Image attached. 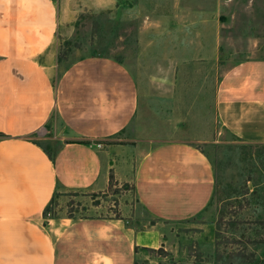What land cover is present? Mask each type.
Returning <instances> with one entry per match:
<instances>
[{"label": "crops", "instance_id": "1", "mask_svg": "<svg viewBox=\"0 0 264 264\" xmlns=\"http://www.w3.org/2000/svg\"><path fill=\"white\" fill-rule=\"evenodd\" d=\"M56 22L52 0H0V264H135L137 233L123 218H43L56 189L99 191L124 178L151 216L178 222L207 208L215 172L185 140L137 127L133 140H109L135 117L136 83L104 56L54 78ZM52 116L61 127L41 144L33 134ZM216 116L239 140L264 143V58L224 73Z\"/></svg>", "mask_w": 264, "mask_h": 264}, {"label": "rangeland", "instance_id": "2", "mask_svg": "<svg viewBox=\"0 0 264 264\" xmlns=\"http://www.w3.org/2000/svg\"><path fill=\"white\" fill-rule=\"evenodd\" d=\"M52 1L53 77L87 56L120 62L136 83L138 107L109 140H133L137 127L138 136L188 141L211 162L215 188L205 210L170 222L142 207L130 180L111 178L99 191L57 188L43 218H123L137 233L136 264H264V143L239 140L216 116L224 73L264 58V0ZM54 123L52 116L33 136L45 144Z\"/></svg>", "mask_w": 264, "mask_h": 264}, {"label": "trees", "instance_id": "3", "mask_svg": "<svg viewBox=\"0 0 264 264\" xmlns=\"http://www.w3.org/2000/svg\"><path fill=\"white\" fill-rule=\"evenodd\" d=\"M213 194H214V191H213ZM213 197V196H212ZM212 197H211V199H212ZM135 264H136V260H135Z\"/></svg>", "mask_w": 264, "mask_h": 264}]
</instances>
